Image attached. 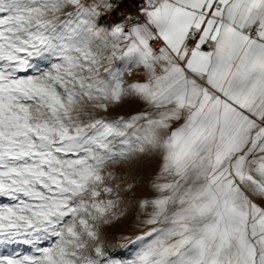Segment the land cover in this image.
Returning <instances> with one entry per match:
<instances>
[{
    "label": "snow or ice",
    "instance_id": "6c2138e0",
    "mask_svg": "<svg viewBox=\"0 0 264 264\" xmlns=\"http://www.w3.org/2000/svg\"><path fill=\"white\" fill-rule=\"evenodd\" d=\"M0 264H264V0H0Z\"/></svg>",
    "mask_w": 264,
    "mask_h": 264
},
{
    "label": "rangeland",
    "instance_id": "374dc122",
    "mask_svg": "<svg viewBox=\"0 0 264 264\" xmlns=\"http://www.w3.org/2000/svg\"><path fill=\"white\" fill-rule=\"evenodd\" d=\"M137 110V105L129 103L122 106L113 115H128L133 114ZM149 172L151 169L148 170ZM147 194V190L141 189L138 195ZM107 251L109 257L114 260L124 261L132 257L136 248L135 237L140 235V230L135 226V216L130 215L127 220L120 226H115L106 229ZM18 249L24 250L28 246L14 245Z\"/></svg>",
    "mask_w": 264,
    "mask_h": 264
}]
</instances>
